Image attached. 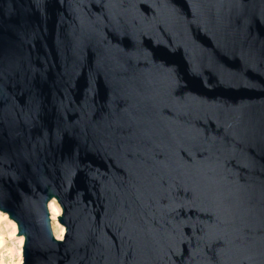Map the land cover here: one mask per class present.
<instances>
[{"label":"water","instance_id":"95a60500","mask_svg":"<svg viewBox=\"0 0 264 264\" xmlns=\"http://www.w3.org/2000/svg\"><path fill=\"white\" fill-rule=\"evenodd\" d=\"M0 210L23 264H264V0H0Z\"/></svg>","mask_w":264,"mask_h":264},{"label":"rangeland","instance_id":"374dc122","mask_svg":"<svg viewBox=\"0 0 264 264\" xmlns=\"http://www.w3.org/2000/svg\"><path fill=\"white\" fill-rule=\"evenodd\" d=\"M60 215H62V207L61 213L58 216ZM58 216L56 220L58 221V223H60L58 220ZM11 221L14 222L13 220H10L9 216L6 213L0 210V264H23L24 237L16 235L18 234L17 224L14 222L16 225L15 231ZM19 238L23 239L22 244L20 243Z\"/></svg>","mask_w":264,"mask_h":264},{"label":"bare ground","instance_id":"6f19581e","mask_svg":"<svg viewBox=\"0 0 264 264\" xmlns=\"http://www.w3.org/2000/svg\"><path fill=\"white\" fill-rule=\"evenodd\" d=\"M49 208H50V212H51V216H52V220H53V229H54V233L55 236L58 239H62L64 237L65 234V227L64 225L58 223L57 216L61 213V206L59 205L58 201L53 198L50 203H49ZM11 220V219H10ZM12 225L14 226V230L16 231V225L14 222H12ZM20 243H23V239L19 238Z\"/></svg>","mask_w":264,"mask_h":264}]
</instances>
